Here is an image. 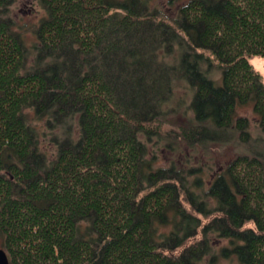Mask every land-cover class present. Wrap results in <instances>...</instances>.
Segmentation results:
<instances>
[{"label":"trees","instance_id":"obj_1","mask_svg":"<svg viewBox=\"0 0 264 264\" xmlns=\"http://www.w3.org/2000/svg\"><path fill=\"white\" fill-rule=\"evenodd\" d=\"M15 2L0 0V249L10 264H198L211 234L230 240L221 257L264 264V137L238 113L252 105L264 133L263 75L249 61L264 56V0H188L174 17L149 0H39L48 15L30 47L10 18ZM215 64L221 85L208 76ZM182 80L193 118L168 129L164 106ZM142 134L175 155L240 152L205 182V165H159Z\"/></svg>","mask_w":264,"mask_h":264},{"label":"rangeland","instance_id":"obj_2","mask_svg":"<svg viewBox=\"0 0 264 264\" xmlns=\"http://www.w3.org/2000/svg\"><path fill=\"white\" fill-rule=\"evenodd\" d=\"M110 1L118 3L124 0ZM186 2H188V0H179L178 4L172 5L169 0H149L151 9H158L160 13L171 17L176 16L178 6ZM10 9V18L14 21V29L20 33L27 47L32 46L38 41V26L41 21L47 17V10L42 7L39 0H16ZM170 60L173 61V58L170 57L167 59L169 62ZM249 61L254 66L255 70L263 75L264 82V56L260 54L253 55L250 56ZM206 69H208V66H205V70ZM221 74L222 71L216 64L213 65L212 69L208 72V76L215 80L216 85L222 84ZM174 88L171 100L164 106V110L168 112L166 119L171 123V125L167 126L168 129L177 126V124L188 123L193 118V111L190 109V104L193 100V91L188 83L184 80L179 81L175 84ZM238 113L246 118L249 117L251 121L250 128L254 137H264V133L259 128V118L256 116L252 105H240ZM33 119L36 122L37 127L43 131L45 127L44 121L39 120L36 116H33ZM141 137L148 144L150 152H154V154L158 156L157 163L161 166L169 164L174 159H177V164L180 166L185 164V161H188L190 166H196L197 164L205 165L201 172L205 182L212 178V175L218 170V168L226 165L230 159L240 152L239 147L234 144H228L225 146L217 145L212 147L209 154L201 150L195 153L192 149L185 147L178 150V155H175L167 151L165 140L152 139L150 142H147L146 137L143 134ZM43 148H45L49 156L53 155L55 152V148L50 144L48 139H45L44 137ZM185 154L188 155L189 160H186ZM189 179L192 181L193 177ZM203 220L204 222H208V219L203 218ZM246 226L252 228L255 227L251 222L247 223ZM210 238L213 249L212 254H214V257H212V254L208 257H204L198 264H241L234 255L227 258L221 257V248L224 246H230L229 239L218 237L214 234H211Z\"/></svg>","mask_w":264,"mask_h":264},{"label":"water","instance_id":"obj_3","mask_svg":"<svg viewBox=\"0 0 264 264\" xmlns=\"http://www.w3.org/2000/svg\"><path fill=\"white\" fill-rule=\"evenodd\" d=\"M0 264H10V260L4 249H0Z\"/></svg>","mask_w":264,"mask_h":264}]
</instances>
